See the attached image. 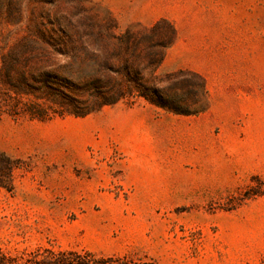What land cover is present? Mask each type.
<instances>
[{"label":"rangeland","instance_id":"1","mask_svg":"<svg viewBox=\"0 0 264 264\" xmlns=\"http://www.w3.org/2000/svg\"><path fill=\"white\" fill-rule=\"evenodd\" d=\"M0 152L9 258L264 264V0H0Z\"/></svg>","mask_w":264,"mask_h":264},{"label":"trees","instance_id":"2","mask_svg":"<svg viewBox=\"0 0 264 264\" xmlns=\"http://www.w3.org/2000/svg\"><path fill=\"white\" fill-rule=\"evenodd\" d=\"M162 24H166L175 33V30L169 22L166 20L159 21L156 23L155 27H158ZM190 76L197 79L202 87L203 95H207V91L205 90V79L197 72L194 71H183L179 70L175 73L168 74V78L172 77H183ZM157 94L156 99H151L146 97L152 104L156 106L169 110L170 112L176 115H196L200 111L190 110L189 107L183 109V107H176L174 103L169 101L163 94L159 92H155ZM124 97L123 93L119 91H115L109 98L100 97L91 107H88L84 111H69L70 114H74L75 116H86L91 114L106 105H112L120 101ZM154 98V97H153ZM42 118V116L40 117ZM20 161L18 159H14L11 156L0 152V191L6 190L11 191L14 187V171L19 167ZM0 264H123L118 259L114 258H95L90 254H80L73 251H61L54 252L51 250L44 251H36L30 253L26 257L21 260L15 258H9L3 254H0Z\"/></svg>","mask_w":264,"mask_h":264}]
</instances>
